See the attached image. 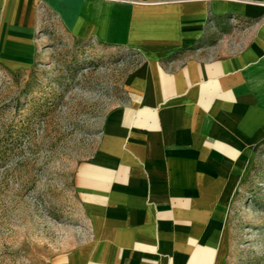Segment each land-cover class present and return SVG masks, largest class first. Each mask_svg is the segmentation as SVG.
I'll list each match as a JSON object with an SVG mask.
<instances>
[{"label": "crops", "instance_id": "0c3cea01", "mask_svg": "<svg viewBox=\"0 0 264 264\" xmlns=\"http://www.w3.org/2000/svg\"><path fill=\"white\" fill-rule=\"evenodd\" d=\"M44 14L140 58L73 173L85 233L53 264H225L264 144V0H0V64L35 61Z\"/></svg>", "mask_w": 264, "mask_h": 264}, {"label": "rangeland", "instance_id": "374dc122", "mask_svg": "<svg viewBox=\"0 0 264 264\" xmlns=\"http://www.w3.org/2000/svg\"><path fill=\"white\" fill-rule=\"evenodd\" d=\"M42 18L35 61L0 64V264H53L82 239L87 217L73 173L140 61ZM225 234V264H264V144L228 206Z\"/></svg>", "mask_w": 264, "mask_h": 264}]
</instances>
